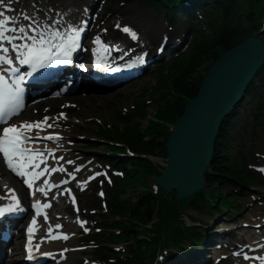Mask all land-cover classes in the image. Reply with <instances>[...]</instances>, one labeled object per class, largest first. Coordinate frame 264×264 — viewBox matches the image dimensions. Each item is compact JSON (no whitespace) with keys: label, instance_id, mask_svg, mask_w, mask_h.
I'll return each mask as SVG.
<instances>
[{"label":"trees","instance_id":"obj_1","mask_svg":"<svg viewBox=\"0 0 264 264\" xmlns=\"http://www.w3.org/2000/svg\"><path fill=\"white\" fill-rule=\"evenodd\" d=\"M214 4L221 10L219 14L225 27L227 28L229 23L226 17H230L237 24L238 31L230 36L225 31L213 43L201 38L197 44L196 57L186 61L181 70L178 69L179 73L171 77L167 93L171 94L172 100L163 101L157 106V121L151 122L147 133L153 137L152 141L144 142L139 134L130 132L122 134L119 139L126 142L134 151L151 155L166 154L165 144L168 138L166 125L175 122L182 115L189 101L196 96L208 67L225 51L248 38L250 32L260 26L264 16V0H214ZM226 128L227 122H224L216 143L214 161L211 166L212 174L207 176V184L210 186L242 180L241 175L237 174L231 165L226 164V156L223 152ZM135 166V177L143 185H146L148 177L158 174L157 169L148 160L139 159ZM138 199L141 202L133 216L140 223H146L152 219L156 211L162 221H169L168 217L173 216L171 195L162 193L160 196H154L148 193L145 196H138Z\"/></svg>","mask_w":264,"mask_h":264},{"label":"water","instance_id":"obj_2","mask_svg":"<svg viewBox=\"0 0 264 264\" xmlns=\"http://www.w3.org/2000/svg\"><path fill=\"white\" fill-rule=\"evenodd\" d=\"M263 58L264 47L256 39L230 51L210 69L198 96L176 123L167 144L168 166L156 183L175 190L178 201L203 185L219 124Z\"/></svg>","mask_w":264,"mask_h":264},{"label":"snow or ice","instance_id":"obj_3","mask_svg":"<svg viewBox=\"0 0 264 264\" xmlns=\"http://www.w3.org/2000/svg\"><path fill=\"white\" fill-rule=\"evenodd\" d=\"M0 4H4V0H0ZM4 7L7 8L8 5L4 4ZM25 19H27V17H25ZM10 24L15 25L13 18L10 15H5L3 12H0V50L7 53L9 49L5 47L4 42L10 44L12 49L17 53L15 59L22 65H28L31 71L17 76L16 74L18 69L10 68L9 70L14 76H16V79L12 83H8L5 76L0 74V121L3 122H6L8 118L22 106V89L20 87V83L24 80L25 76H31L38 69L44 68L48 65L71 64V53L74 48L79 47L78 41L80 38V32L83 30L82 28L69 25L66 32L53 31L49 33L47 37L43 32L39 33L38 36H30L24 26L10 27ZM117 27L120 26L117 25ZM17 31L21 34L19 37L14 35ZM33 31H35V29H33ZM123 31L129 33L133 39L137 38V34L129 27L124 26ZM8 33H13V35H9ZM17 39L29 40L31 43H22L17 45L13 42ZM96 43H100L99 38H97ZM105 51H107V49H105ZM0 62H5L8 65H11L13 63V59L4 55L0 56ZM143 62V57L137 56L135 60L125 64L124 67L131 68L137 63ZM80 67L87 71V69L84 68V65H80ZM111 70L117 71L118 69L113 68ZM48 119V117H45L44 122ZM42 123L43 122L40 121L32 123L24 122L21 123L19 127L15 124H11L7 127H3L2 134H0V153H3L7 166L15 171L17 175L28 177L24 180V183H26L29 188L32 187L33 181L35 179H39L44 172H36L33 170L29 173L26 169L29 165H32L34 169L39 168V164L36 163V158L37 156H42L43 154L35 150L22 147V145L29 139L25 134V131L22 130L30 131L33 127L39 128ZM48 126L51 127V125ZM53 138L54 137L52 135L47 137V139L50 140ZM69 163L71 162L69 161ZM45 171H47V169H45ZM51 171H56V169L53 168ZM60 171H64V169L61 168ZM44 183L47 184L48 181L45 180ZM40 191H44V189L41 188ZM18 205L19 201L16 200L15 205L9 204L0 206V217H4L6 213H12L18 210ZM48 206L49 205H44L43 207ZM32 207L39 212L41 205L39 201H37L32 205ZM35 224L36 220L33 218L31 225L27 229L30 234L34 231L32 225ZM57 227L60 226L57 225ZM44 255H48V253H44ZM29 258H32L31 255ZM244 259L247 260L248 257L245 256ZM260 260L261 264H264V257H261Z\"/></svg>","mask_w":264,"mask_h":264},{"label":"rangeland","instance_id":"obj_4","mask_svg":"<svg viewBox=\"0 0 264 264\" xmlns=\"http://www.w3.org/2000/svg\"><path fill=\"white\" fill-rule=\"evenodd\" d=\"M122 12H129V13H135V19H139L141 20L144 24H145V20H151L154 16H163L164 13L163 12H156L154 9L143 6V5H134V4H127L126 7H122ZM157 78H155L154 75H150V76H145L141 82H139L138 84H136L133 87H128L125 90H123V95L126 96H131V93L133 94H139L141 91H139L141 88H143L144 86L147 88L150 87H154V84L156 83ZM130 97L126 98L125 100H120L117 103H115V105L111 104V103H107L106 101L104 102L105 98L100 97V96H96V97H92L91 99H87L85 100V103L91 104V105H95V107L93 108H86L85 112L82 114V116H80L81 118H83L84 120V124L81 126L77 127V130L79 128H83V127H89L92 131L94 132L95 130H97L96 126L93 124H88L86 123L85 120H88L90 117H98L106 122H109V112H105L103 109H99L102 106H104L105 108H112L116 113L120 112V110H122V108H129V106L132 104V102L130 101ZM109 98V97H108ZM110 98H114L116 99L117 96L112 94ZM94 102L99 103L98 105H96L97 103L93 104ZM248 100H245L243 102V104L241 105L240 108V112L241 114H246L248 113V110L250 109V105L247 103ZM88 109V110H87ZM93 110V111H91ZM153 113V111H151ZM110 123V122H109ZM84 135V134H81ZM86 144H89V141H86ZM160 166H162V163H164L162 160H159ZM131 194L128 193V195L125 198H130Z\"/></svg>","mask_w":264,"mask_h":264}]
</instances>
